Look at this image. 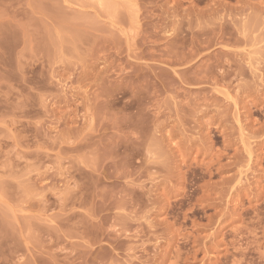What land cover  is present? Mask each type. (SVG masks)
<instances>
[{
    "label": "rangeland",
    "instance_id": "1",
    "mask_svg": "<svg viewBox=\"0 0 264 264\" xmlns=\"http://www.w3.org/2000/svg\"><path fill=\"white\" fill-rule=\"evenodd\" d=\"M0 264H264V0H0Z\"/></svg>",
    "mask_w": 264,
    "mask_h": 264
}]
</instances>
